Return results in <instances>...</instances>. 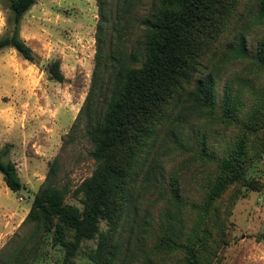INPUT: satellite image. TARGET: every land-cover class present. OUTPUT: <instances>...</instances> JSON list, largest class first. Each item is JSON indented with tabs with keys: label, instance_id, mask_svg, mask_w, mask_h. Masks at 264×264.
Wrapping results in <instances>:
<instances>
[{
	"label": "trees",
	"instance_id": "obj_1",
	"mask_svg": "<svg viewBox=\"0 0 264 264\" xmlns=\"http://www.w3.org/2000/svg\"><path fill=\"white\" fill-rule=\"evenodd\" d=\"M138 1L96 0L99 20L94 69L85 101L67 134L71 140L79 132L78 125L81 126L91 147L88 154L96 167L92 176L73 193L75 197L82 196L85 210L81 212L64 203L68 189L57 185L55 159L22 223L29 231L20 240L21 245L11 249L3 264H27V258H35L48 233L65 242L66 230L72 233L68 242L72 254L82 240L101 239V248L91 257L96 264L130 263L135 251L144 249L147 238L155 240L158 252L180 253L175 264H206L204 241L209 234L206 232L200 238L192 228L193 235L184 241L174 223L171 208L185 206L177 181L172 180L169 187L171 197L159 216L158 229L153 228L155 219H147L151 216L149 211H143L139 220L141 199L149 190L161 193L157 187L165 178L160 162L163 141L170 135L177 136V146L189 149L191 139L178 136L180 128L201 118H209L210 129L213 124L227 123L238 126L239 131L222 156L208 146L205 138L195 149L193 157L197 161L211 163L218 169L216 176L207 180L203 206L192 205L200 209L196 226L202 224L213 203L230 185L244 180V161L251 144L246 134L257 131V125L263 122L264 88L257 95L256 107L241 120L239 103L230 100L226 92L223 115L218 118L214 109V75L219 66L214 60L221 56L227 62L250 63L246 71L255 76L264 72V46L252 53L243 40L237 46L221 45L219 40L216 46L217 39L211 43L204 40V33L195 30L202 14L206 15L207 28L215 26L216 36L223 32L218 33L220 23L214 19L219 15L212 9L216 0H151L148 14L137 19L134 10ZM36 2L10 0L13 29L10 36L0 39V50L13 48L28 62L34 61V55L20 38L19 26ZM224 12L221 5L219 13ZM241 23L243 20L238 16L237 26ZM138 32L142 37L137 36ZM208 52L213 58L203 66L201 55ZM201 71L204 76L196 79L194 75ZM48 73L51 80L64 81L58 62L49 67ZM250 82L242 85L256 93ZM191 83L192 88L187 89ZM6 154V150L0 153V175L9 190L19 192L22 183L15 163L3 160ZM103 221L115 230L120 228L116 238L101 231Z\"/></svg>",
	"mask_w": 264,
	"mask_h": 264
},
{
	"label": "rangeland",
	"instance_id": "obj_2",
	"mask_svg": "<svg viewBox=\"0 0 264 264\" xmlns=\"http://www.w3.org/2000/svg\"><path fill=\"white\" fill-rule=\"evenodd\" d=\"M216 1L212 9L219 15L214 19L220 23L218 33L223 32L216 36L215 26L207 28L206 15L202 14L195 30L204 33V40L211 43L217 39L216 46L219 41L221 45L237 46L243 40L252 53H256L260 45L264 46V9L261 10L264 0ZM9 2L0 0V39L10 36L13 29ZM221 5L225 8L224 13H219ZM150 7L151 0H139L134 15L140 19L148 14ZM238 16L243 20L239 26ZM98 20L96 0H37L24 14L19 26L20 38L31 49L34 61H25L13 48L0 50V153L7 151L3 160L15 163L22 183L19 192H12L0 175V202L4 206L13 210L29 209L50 165L57 159V185L68 189L64 203L76 206L81 212L85 210L82 196L75 197L73 193L92 176L96 167L88 154L91 147L81 126L78 125L79 132L71 140L67 134L89 91ZM137 36L142 37L141 32ZM207 36L211 39H206ZM212 58V53L208 52L201 55L200 61L206 66ZM54 62L59 63L64 77L62 83L51 80L48 73ZM214 64L219 66L214 75L216 116L221 118L223 115L222 107L228 92L230 100L239 103L240 120L243 119L257 105V95L264 88V72L249 75L246 69L250 63L227 62L221 56L215 57ZM202 76L203 71L194 75L196 79ZM250 81L255 85L256 93L242 85L251 84ZM192 86L193 83L187 89ZM263 114L264 110L261 116ZM208 119L201 118L180 128L182 132L178 136L191 139L192 144L187 150L177 146V136L170 135L163 141L160 162L165 178L157 187L163 196L152 190L146 192L141 199L138 218L141 220L143 211H149L151 216L147 219H155L153 228L158 229L159 216L171 197L169 187L172 180H176L185 206L171 208L174 223L184 241L193 235L192 228L200 238L206 232L209 234L204 241L206 264H264V118L260 126L257 125V131L246 134L251 144L249 156L244 161V180L230 185L197 227L200 209L192 205L203 206L207 180L215 177L218 170L215 165L204 164L193 157L197 145L205 138L208 146L222 156L239 131L238 126L227 123L213 124L210 129ZM20 221L12 224L13 228L0 248V264L7 261L11 249L21 245L20 240L29 231ZM100 229L106 236L113 234L114 238L120 230H115L107 221L101 222ZM71 235V230H66L65 242H60L52 232L48 233L35 258H27L26 263L96 264L91 257L101 248V239L82 240L72 254L68 244ZM144 241V249L135 251L128 264L178 262L180 253L158 252L154 248L155 240L147 238ZM101 253L104 257V249Z\"/></svg>",
	"mask_w": 264,
	"mask_h": 264
},
{
	"label": "crops",
	"instance_id": "obj_3",
	"mask_svg": "<svg viewBox=\"0 0 264 264\" xmlns=\"http://www.w3.org/2000/svg\"><path fill=\"white\" fill-rule=\"evenodd\" d=\"M29 209L20 208V210H13L11 207L4 206L3 203L0 202V248L13 228L12 224L19 219H21V223L28 214Z\"/></svg>",
	"mask_w": 264,
	"mask_h": 264
}]
</instances>
